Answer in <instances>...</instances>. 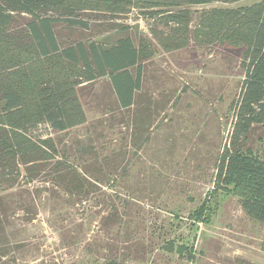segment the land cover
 I'll list each match as a JSON object with an SVG mask.
<instances>
[{"label": "trees", "instance_id": "1", "mask_svg": "<svg viewBox=\"0 0 264 264\" xmlns=\"http://www.w3.org/2000/svg\"><path fill=\"white\" fill-rule=\"evenodd\" d=\"M178 1L0 0V264H15L22 248L10 241L11 220H35L43 195L48 200L62 198L69 207L94 200V207L108 208L109 213L100 216L106 233L120 224L122 214L130 213L127 203L136 198V190L129 186L122 195L101 193L102 187L112 191L120 179L128 183L130 165H118L126 152H97L90 146L70 152L62 146L66 134L87 123L81 99L100 80L113 95L110 108H114L108 113L113 117L118 113L129 122L134 149L149 143L151 125L168 99L153 97L145 86L144 65L153 55L148 38L132 37L128 27L117 26L112 43L64 39L61 29H88L86 13L118 16L125 8L136 7L166 51L183 49L190 40L197 47L218 44L240 50L241 92L232 108L229 144L216 161L214 182L219 185L216 190L229 189L236 195L249 220L264 225V155L245 147L254 125L264 122V1L237 9L203 8L192 30L189 13L176 8ZM237 1L186 0L201 7ZM42 127L49 132L41 134ZM212 213L205 201L193 216L207 225ZM165 247L195 261L193 246L170 241ZM102 264L121 263L114 255Z\"/></svg>", "mask_w": 264, "mask_h": 264}, {"label": "rangeland", "instance_id": "2", "mask_svg": "<svg viewBox=\"0 0 264 264\" xmlns=\"http://www.w3.org/2000/svg\"><path fill=\"white\" fill-rule=\"evenodd\" d=\"M261 1L201 7L179 0L176 8L189 13L192 30L203 8L237 9ZM125 9L118 16L83 14L87 30L61 29V34L68 41L112 43L116 27L126 26L132 37L148 38L153 55L144 65L145 86L159 100L168 96L151 125L149 143L132 148L129 122L118 113L114 117L108 113L114 108H110L113 95L100 80L81 97L87 123L66 134L62 146L70 152L87 146L97 152H126L123 164L118 165H130L128 183L120 179L112 191L102 187L101 193L122 195L127 186L133 187L136 198L127 203L130 213L122 214L120 224L106 233L100 216L109 213L108 208L94 207V200L69 207L62 198L48 200L43 195L35 220L25 223L17 218L8 225L10 241L22 245L15 264H102L114 255L121 264H237V260L264 264V225L249 220L236 195L229 189L216 190L219 185L214 182L216 161L229 144L232 108L241 92L240 50L218 44L197 47L190 40L183 49L166 51L151 35L145 15L136 7ZM39 131L49 132L43 127ZM245 147L259 157L264 155V122L254 125ZM205 201L213 210L207 225L193 216ZM170 241L175 246H193L195 261L165 249Z\"/></svg>", "mask_w": 264, "mask_h": 264}]
</instances>
